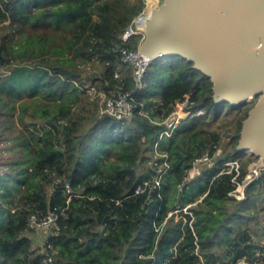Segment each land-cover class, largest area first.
Here are the masks:
<instances>
[{
    "label": "trees",
    "instance_id": "obj_1",
    "mask_svg": "<svg viewBox=\"0 0 264 264\" xmlns=\"http://www.w3.org/2000/svg\"><path fill=\"white\" fill-rule=\"evenodd\" d=\"M145 6L0 0V264L264 261V171L243 198L230 193L258 159L238 149L254 103L216 101L211 78L179 55L154 58L138 85L118 47L139 46L142 34L123 35ZM126 90L134 108L119 118L106 101ZM184 100L189 113L169 127ZM207 148L221 149L215 164L188 178ZM231 159L239 174H218ZM51 211L59 228L32 223Z\"/></svg>",
    "mask_w": 264,
    "mask_h": 264
},
{
    "label": "water",
    "instance_id": "obj_2",
    "mask_svg": "<svg viewBox=\"0 0 264 264\" xmlns=\"http://www.w3.org/2000/svg\"><path fill=\"white\" fill-rule=\"evenodd\" d=\"M141 50L179 55L209 76L213 96L254 103L238 149L264 164V0H162L146 19Z\"/></svg>",
    "mask_w": 264,
    "mask_h": 264
},
{
    "label": "built area",
    "instance_id": "obj_3",
    "mask_svg": "<svg viewBox=\"0 0 264 264\" xmlns=\"http://www.w3.org/2000/svg\"><path fill=\"white\" fill-rule=\"evenodd\" d=\"M152 9H142L141 12L134 18L132 24L128 27L127 31L124 33L123 38L127 39L131 34L138 33L142 34L144 38V29H145V23L146 19L149 16ZM143 38L140 40L139 46L137 48H130L128 46H120L118 47V50L121 53L122 59L126 62H129L134 69V79L135 82L138 85H141L143 76L147 69L149 68L150 64L152 63L153 59L145 54L141 48L140 44ZM132 92L129 90H126L125 92L120 93L118 96L110 97L106 101V110L116 114L117 117L121 118L124 116H129L134 108V105L132 101L130 100ZM186 100L184 101H178L176 105L174 106V111L172 115L168 118L167 123L168 126L173 128L177 123L180 122L181 118L183 117L181 115L182 112L187 111L186 110ZM189 113V111H187ZM170 133V131L165 130L161 137H165L166 134ZM221 149H216L213 152L210 148H207L205 151H203L201 154L196 156L193 159V167L189 170L188 178H192L196 176L197 174L201 173L200 164L205 163L208 165L215 164L216 157L220 155ZM248 153V152H247ZM239 165L240 162L238 159H231L225 161L224 166L219 171L218 174H222L224 172H232L233 170L236 171V174H239ZM264 171V164H262L259 160L258 162L253 163L251 165L249 172L245 174L244 179L239 181L236 176L233 177V182L236 183V188L230 192L231 194L236 195L238 186H244L246 188V185L252 181L254 178L260 176L262 172ZM160 184L159 179L151 180H144L142 183H140L135 192L139 193L142 192L148 185H152L153 187H156ZM189 205L183 206L180 209L184 210L185 212L191 213V211L188 209ZM179 210V209H177ZM176 210V211H177ZM58 214L55 211H51L46 216H44L42 219H38L36 214L31 215V221L32 223L36 224L37 226H55L59 228V225L57 223ZM244 264H259L258 262H249V261H243Z\"/></svg>",
    "mask_w": 264,
    "mask_h": 264
},
{
    "label": "rangeland",
    "instance_id": "obj_4",
    "mask_svg": "<svg viewBox=\"0 0 264 264\" xmlns=\"http://www.w3.org/2000/svg\"><path fill=\"white\" fill-rule=\"evenodd\" d=\"M144 1V0H143ZM161 1L162 0H153V3H154V7H156V6H158L160 3H161ZM146 7V6H145ZM144 9H146V8H144ZM4 32V30H1L0 29V33H3ZM187 114H188V112L187 111H184V112H182L181 113V115L183 116V118L185 117V116H187ZM230 117V116H229ZM221 119V118H220ZM217 120V121H214L213 123H212V125H213V127H215V128H218V127H221V125H222V119L221 120ZM223 119H224V116H223ZM225 120H226V118H225ZM230 127H233L234 126V124H235V117L234 116H231L230 117ZM228 140H229V138L228 137H224L223 138V140H222V142H221V147H225V146H227L228 145ZM258 160H259V158L257 159V160H255V161H252L250 164H249V167H248V172H249V170H250V167H251V165H253V163H255V162H258ZM236 197H238V198H243L244 196H245V188H244V186H238V189H237V192H236V195H235ZM263 206V209H260V213H261V216H263L264 217V215H263V213H264V203L262 204ZM257 207H258V205H257ZM263 217H262V219H261V222H263L262 224H260L259 226H257L256 227V230H257V234L255 235V237L257 238V239H259L260 240V243L261 244H264V219H263ZM42 234V233H41ZM39 235H37L36 237L40 240V238L41 239H43L42 238V235H40L39 237H38ZM201 264H205V263H201ZM261 264H264V261L263 262H261Z\"/></svg>",
    "mask_w": 264,
    "mask_h": 264
},
{
    "label": "bare ground",
    "instance_id": "obj_5",
    "mask_svg": "<svg viewBox=\"0 0 264 264\" xmlns=\"http://www.w3.org/2000/svg\"><path fill=\"white\" fill-rule=\"evenodd\" d=\"M146 1V9H153L154 8V3L153 0H145Z\"/></svg>",
    "mask_w": 264,
    "mask_h": 264
}]
</instances>
